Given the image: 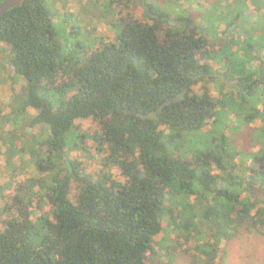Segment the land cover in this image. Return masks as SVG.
<instances>
[{"label": "trees", "instance_id": "1", "mask_svg": "<svg viewBox=\"0 0 264 264\" xmlns=\"http://www.w3.org/2000/svg\"><path fill=\"white\" fill-rule=\"evenodd\" d=\"M107 2L108 41L82 33L69 11L61 38L46 0L1 18L9 78L24 83L0 121L26 118L42 132L24 133L36 173L0 205V264H173L179 254L221 264L225 243L264 232V131L230 135L264 122V0H214L197 13L182 0ZM87 118L99 129L83 131ZM250 142L254 151L240 149ZM47 201L52 211L38 214Z\"/></svg>", "mask_w": 264, "mask_h": 264}, {"label": "rangeland", "instance_id": "2", "mask_svg": "<svg viewBox=\"0 0 264 264\" xmlns=\"http://www.w3.org/2000/svg\"><path fill=\"white\" fill-rule=\"evenodd\" d=\"M161 2L163 0H160ZM214 0H191L185 1L184 5L191 12L197 13L201 11L208 10L207 8H200V4H205L209 6ZM47 4L53 9L56 17V24L60 32L61 38L64 39L65 32L63 29H66V34L69 31L70 24L65 22L64 14L66 11L72 12L74 17H79L80 24L82 26V33L86 32L91 34L92 38H97V41H108L115 36V31L109 25L110 21L114 19V12L109 11V5L107 0H46ZM123 6L119 5L117 2L111 5V8L118 10ZM197 7L198 10H197ZM187 9V10H188ZM129 10L138 16L139 9L132 7L130 5ZM127 11V10H126ZM78 21V20H77ZM73 24L71 23V26ZM81 33V35H82ZM83 36V35H82ZM10 52V47L6 46L5 49L0 51V115L10 114L12 112V100L15 94L20 92L22 87V81H14L10 77L11 68L7 61L6 56ZM202 84L196 86L198 92H202ZM210 86L213 89L215 95L221 96L219 89L214 84L210 82ZM231 86H227L226 90H231ZM261 106V104H260ZM31 113H36L34 109L30 110ZM223 114L219 113L218 116V125L222 122ZM232 118L230 121L233 122L235 116L231 114ZM23 119V118H22ZM229 119V118H228ZM228 119L225 121L227 122ZM19 121V120H18ZM236 121V120H234ZM78 125L83 131L95 132L96 129H99V124L96 120L92 118L79 119L77 121ZM239 124V122H238ZM256 128H248L245 131L241 129L230 131V135L234 139H240L242 141L249 142L255 140L256 137L261 136L264 131V122L260 121L252 124ZM34 133L38 136L42 132L41 126H36L34 128L28 127L26 118L22 121H19L18 124H14L13 121H0V205L3 207L6 205V202H11L13 196L15 195V190L20 182L26 179L31 174L36 173V168L31 162V154L28 148L31 146V140L29 135H24L25 132ZM14 134L17 137L24 138V142L18 141V147L12 149L8 141L3 140V136L8 134ZM242 134V135H241ZM255 137H254V136ZM29 138V139H28ZM236 139V140H237ZM256 144L253 142L248 143L246 149L243 148V144H239V147L242 151L251 152L256 149ZM25 147L26 150L22 149ZM22 151V152H21ZM72 157H79L82 160H85L90 170L98 169L97 159L93 158V153H83L81 151L71 152ZM77 191V183L73 182V187L71 191V197L74 199V195ZM52 204L48 201L41 203L38 208V214L48 213L52 211ZM190 262L189 255H177L173 264H188ZM149 264H160V262L152 261ZM221 264H264V232L260 228H255L252 231L243 232L239 236L232 238L229 242L225 243V252L221 257Z\"/></svg>", "mask_w": 264, "mask_h": 264}, {"label": "water", "instance_id": "3", "mask_svg": "<svg viewBox=\"0 0 264 264\" xmlns=\"http://www.w3.org/2000/svg\"><path fill=\"white\" fill-rule=\"evenodd\" d=\"M25 0H4L0 4V21L4 13L12 7L22 4Z\"/></svg>", "mask_w": 264, "mask_h": 264}]
</instances>
